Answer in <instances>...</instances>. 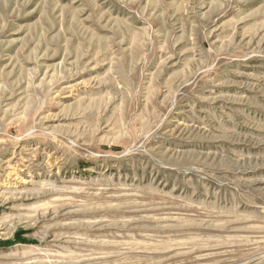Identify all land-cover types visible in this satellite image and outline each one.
<instances>
[{
	"label": "rangeland",
	"instance_id": "1",
	"mask_svg": "<svg viewBox=\"0 0 264 264\" xmlns=\"http://www.w3.org/2000/svg\"><path fill=\"white\" fill-rule=\"evenodd\" d=\"M0 264H264V0H0Z\"/></svg>",
	"mask_w": 264,
	"mask_h": 264
}]
</instances>
